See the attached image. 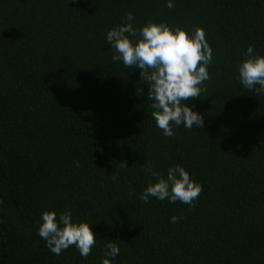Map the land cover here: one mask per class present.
I'll use <instances>...</instances> for the list:
<instances>
[{
	"label": "trees",
	"instance_id": "trees-1",
	"mask_svg": "<svg viewBox=\"0 0 264 264\" xmlns=\"http://www.w3.org/2000/svg\"><path fill=\"white\" fill-rule=\"evenodd\" d=\"M0 0V264H264V94L237 68L264 55V0ZM133 14L212 49L186 103L202 128H157L140 70L113 61L106 32ZM201 185L190 207L138 195L170 166ZM96 234L89 255L52 254L41 213L64 210ZM177 218L175 223L170 218Z\"/></svg>",
	"mask_w": 264,
	"mask_h": 264
},
{
	"label": "clouds",
	"instance_id": "clouds-1",
	"mask_svg": "<svg viewBox=\"0 0 264 264\" xmlns=\"http://www.w3.org/2000/svg\"><path fill=\"white\" fill-rule=\"evenodd\" d=\"M166 6L173 8V0H167ZM124 21L106 32L105 44L114 49L113 61L140 70L148 86L147 98L152 101L151 116L156 127L166 137L174 135V126L202 128L203 117L186 102L199 97L201 85L209 79L207 68L212 60V49L204 30L197 27L186 31L153 21L137 29L132 24L131 12L126 14ZM244 55L247 58L237 68L240 83L246 89L264 94V55L254 54L251 45ZM148 171L154 182L138 195L145 203L152 197L160 201L167 199L169 203L179 201L191 207L202 191L201 185L179 164L168 167L165 175L151 168ZM176 220L175 216L170 218L172 223ZM40 221L37 234L54 255L74 246L79 255L86 258L96 243L97 236L90 224L74 221L69 209L59 215L44 211ZM112 241L108 240L105 245L101 264H114V258L120 253V248Z\"/></svg>",
	"mask_w": 264,
	"mask_h": 264
}]
</instances>
